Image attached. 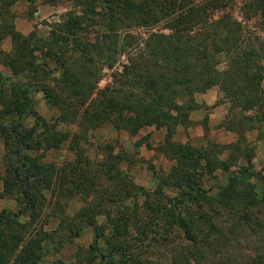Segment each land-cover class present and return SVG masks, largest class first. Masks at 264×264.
I'll return each mask as SVG.
<instances>
[{"label": "trees", "instance_id": "16d2710c", "mask_svg": "<svg viewBox=\"0 0 264 264\" xmlns=\"http://www.w3.org/2000/svg\"><path fill=\"white\" fill-rule=\"evenodd\" d=\"M0 1L3 9L16 2ZM70 1L81 12H69L48 39L34 32L24 37L13 25L0 24V40L7 32L14 45V56L3 53V63L13 75L26 80L12 85L9 98H0V137L7 151L1 196H17L18 203L17 210L0 208V264H44L48 236L41 230L33 233L31 228L46 190L58 200L83 195L86 204L75 218H87L95 224L91 251L98 253L101 264H264V173L254 171L255 150L249 148L248 139L242 135L235 144L205 147L173 139L178 127L187 124L201 107L195 95L215 86L230 101L233 113L236 109L258 112L237 113L240 122L229 123L230 130L244 134L248 124V130L264 126V68L256 47L242 45V25L225 10L227 2ZM249 2V9L260 15L264 28V0ZM3 9L1 16L8 12L3 13ZM216 14L219 17L215 18ZM161 22L168 32H151L144 48L130 55L129 63L114 74L112 83L99 90L104 68L112 69L120 55L135 45L131 29ZM90 28L96 35L84 39ZM222 59L226 69L219 71ZM49 61H54L58 70L49 69ZM56 73L58 92L40 84L44 77ZM33 90L43 92L55 107L54 123H47L35 111ZM3 92L0 90V97ZM30 114L43 123L39 136L35 127H27L22 120ZM61 123L76 124L78 132L71 135L58 130ZM104 125L131 135L145 127L166 130L160 150L175 164L165 185L174 187L178 195L166 194L159 185L155 198L146 195L139 208L130 213H114L112 209L111 215L115 189H134L136 185L118 168L120 158L109 156L94 165L82 150L81 141L87 142L90 132ZM68 140L78 154L76 161L59 166L31 153L60 148ZM230 150L229 157L223 159L221 155ZM241 158L247 165L232 172L231 167ZM219 171L228 173V182L217 194L210 193L203 187V177H213ZM102 182L107 185L102 186ZM57 209L62 213L58 215L59 227L69 228L70 238L80 236L81 229L69 223L63 205L57 204ZM27 214H31V221H23ZM102 215L112 227L108 233L104 224L94 223ZM163 219L166 230L160 234L154 228ZM133 226L142 238L172 252L170 259L158 255L143 260L132 252ZM176 237L181 242L176 243ZM101 239L107 245L106 253Z\"/></svg>", "mask_w": 264, "mask_h": 264}, {"label": "rangeland", "instance_id": "374dc122", "mask_svg": "<svg viewBox=\"0 0 264 264\" xmlns=\"http://www.w3.org/2000/svg\"><path fill=\"white\" fill-rule=\"evenodd\" d=\"M225 1L228 5L225 10L230 12L242 25V45L256 47L259 63L264 68V28L260 21V15L249 9V0ZM3 7L4 5L0 1V10ZM5 11L8 12L5 13ZM72 11L80 13L81 9L75 8L70 0H16L12 7L3 9V13L5 14L3 16L0 14V24L5 21L4 23L13 25L15 31L24 37L34 32L39 38L48 39L56 25L62 23L67 18V14ZM217 17H219V14H216L215 18ZM90 29V31L83 34L84 39H93L96 35L94 29ZM151 32H168V29H166L165 22H161L154 27L131 29L130 33L137 39L135 45L127 53L120 55L112 69L104 68L98 83L99 90L104 89L112 83L114 74L122 71L123 66L129 63L130 55L132 56L138 50L144 48L146 39ZM3 53L11 57L14 56L12 38L7 32L0 40V90L4 91L2 93L3 96L0 98L7 99L10 97L12 85L20 81L24 83L26 80H21L23 79L21 78L22 76L13 75L4 65ZM222 61L217 67L219 71L226 69L225 60L222 59ZM48 67L49 69L58 70V66L54 61H49ZM56 75L57 73L44 77L40 81V84L44 83V85L58 92L55 77H53ZM262 86L264 89V81ZM195 98L201 107L192 113L190 121L187 124L178 127L173 138L174 141L184 144L189 143L195 147H205L211 143L231 145L237 143L241 139V136L244 135L248 139L249 148L255 150V157L253 159L254 171L264 173V126L261 127L259 124L254 129L248 130V124L244 128V134L238 130L232 131L228 128L229 123H232V121L235 124L240 122L239 116L244 114L257 115V110L241 111L236 109L233 113L230 110V101L224 97V93L218 86L204 93H197ZM31 99L34 103L35 111L47 123H54L56 121L55 107L50 104L43 92L33 90ZM240 112L241 115H237ZM22 120L27 127H35L37 129L36 134L39 136L42 132L41 127L44 126L41 120L38 121L37 116L30 114L23 117ZM58 130L75 135L78 132V127L76 124L61 123L58 125ZM165 138L166 130L157 129L154 126L145 127L137 135H131L124 130L117 131L111 125H104L91 131L87 142L81 141L82 150L85 155L94 161V165L96 162L103 161L109 156L120 158L118 168L124 171L129 178H133L134 185L137 187L124 190L115 189L116 191L112 195L114 202L112 203V207H110L111 215H114L118 211L132 212L135 207L139 208L148 194L152 198H155L159 185H162V190L166 194L171 196L178 195V191L174 187L165 185V178L175 164L174 160L164 156L160 150L165 143ZM70 145V140H68L60 148H43V150L31 153L39 155L44 161L53 162L61 166L64 163L76 161L78 158V154L72 150ZM242 148L244 149V147ZM231 152L230 150L223 156L221 155V157L227 159ZM246 165L245 159L241 158L237 165L231 167V171H239ZM6 168L7 151L5 150L4 139L0 137V208L17 210V196H1ZM227 182L228 173L225 171L216 172L213 177L205 176L202 180L203 187L214 194H217L220 188L227 184ZM100 183L101 180H98V185ZM101 185L106 186L107 183L102 182ZM110 193L111 190L107 194ZM43 195L41 197V206L35 215L36 220L33 222L31 229L33 233L39 230L44 231L48 236V239L44 242V264H101V258H99L98 253L91 251V246L96 236L95 224H92L87 218H75V214L86 204L83 195L77 194L69 199L60 196V200L48 190L43 191ZM57 204L63 205L69 223H73L76 228L81 229L80 236L70 238L72 234L69 228L65 227L61 229L59 227L61 226V220L58 215H62V213L57 209ZM112 209L114 213L111 212ZM65 214L63 216H66ZM30 215L24 216L23 221H31ZM142 221L148 220L142 218ZM94 223L104 224L106 226V233L112 228L106 215L95 218ZM131 229V241H134L131 245L135 244V248L131 249L132 252L138 253L143 260L147 257L155 259L158 255H161L162 258L166 255V258L170 259L172 252H165V247L157 246L158 242L152 243L142 238L137 227L133 226ZM154 229L156 231L160 230V234L163 233V230H166L164 219L158 221ZM153 236H150L149 240ZM157 237L159 240V236ZM175 242H181L180 238L176 237ZM99 243L102 251L104 253L108 252L104 240L101 239ZM164 260L166 259L164 258Z\"/></svg>", "mask_w": 264, "mask_h": 264}]
</instances>
